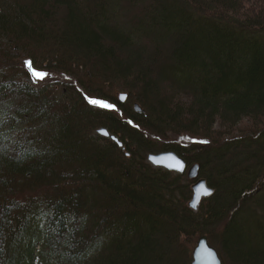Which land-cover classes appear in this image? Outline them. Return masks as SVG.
<instances>
[{
	"label": "trees",
	"instance_id": "obj_1",
	"mask_svg": "<svg viewBox=\"0 0 264 264\" xmlns=\"http://www.w3.org/2000/svg\"><path fill=\"white\" fill-rule=\"evenodd\" d=\"M164 150L217 188L200 211ZM260 199L264 0H0V264H193L204 234L264 264Z\"/></svg>",
	"mask_w": 264,
	"mask_h": 264
},
{
	"label": "water",
	"instance_id": "obj_2",
	"mask_svg": "<svg viewBox=\"0 0 264 264\" xmlns=\"http://www.w3.org/2000/svg\"><path fill=\"white\" fill-rule=\"evenodd\" d=\"M34 71L36 72V69H34ZM121 97L123 101H128L130 97V93L123 92ZM136 107L139 111H143V112L146 111V108L140 102L136 104ZM100 133L106 136L113 137L114 139L119 141L122 145L125 144L121 136L113 132V130L108 126H103L100 129ZM150 160L157 167H165L169 170L176 171L179 173H187V172L190 173L191 178L193 180H196L194 183L195 193L190 204L197 211L201 210L206 198L213 196L217 192V188L211 184L209 178L203 176L202 173L203 165L200 162H198L191 167L188 158L182 155L181 153H179L177 150L152 152L150 155ZM182 163L185 165L184 167L179 166ZM205 183H207L212 189H214L213 193L207 194L201 192V187ZM198 200L200 201L199 205H197ZM193 264H226L225 259L221 253V250L213 242V239L210 234H204L200 237L195 248Z\"/></svg>",
	"mask_w": 264,
	"mask_h": 264
},
{
	"label": "rangeland",
	"instance_id": "obj_3",
	"mask_svg": "<svg viewBox=\"0 0 264 264\" xmlns=\"http://www.w3.org/2000/svg\"><path fill=\"white\" fill-rule=\"evenodd\" d=\"M23 60H24V62L26 63H28L30 60L31 61H33L31 58H27V57H25V58H23ZM29 64V63H28ZM33 68H36V69H39V68H37L36 66L35 67H33ZM39 70H41V69H39ZM43 71H45V70H43ZM47 72H49V73H51V75H49L47 78H39V77H37L36 76V74H34V76H35V78L37 79V81L39 82V83H43V84H46V83H49V82H53V81H65V80H74V81H76V78L74 77V76H68V77H64L63 75H61V73H59V72H50V71H47ZM77 77V76H76ZM62 88V90H63V93H66V91L68 90L67 89V87L66 86H62L61 87ZM116 89H118V87L116 88ZM119 92V96L121 97V95H122V92H124V89L123 88H119V90L117 91V93ZM93 98H95V97H93ZM93 98H92V100H93ZM121 99H122V97H121ZM250 126V122H245V124H243L242 125V128L243 129H249L248 127ZM242 129V130H243ZM99 132H100V130H99ZM197 162H195V163H193V164H191V167L194 165V164H196ZM190 170V169H189ZM188 176H190V173L189 172H187L186 173ZM191 177V176H190ZM194 183H195V181H194ZM260 200H262V199H260ZM264 200V199H263ZM262 200V201H263ZM258 204L259 205H257L256 207H257V210L258 211H262V210H264V203H261V202H258ZM247 230H251L252 228H254L255 227V230H256V226H252V225H249L248 223H247Z\"/></svg>",
	"mask_w": 264,
	"mask_h": 264
},
{
	"label": "snow or ice",
	"instance_id": "obj_4",
	"mask_svg": "<svg viewBox=\"0 0 264 264\" xmlns=\"http://www.w3.org/2000/svg\"><path fill=\"white\" fill-rule=\"evenodd\" d=\"M29 65L31 67H35V62L34 61H29L28 62ZM36 76L39 77V78H47L49 75H51V73L47 72V71H43V70H39L37 69L36 72H35ZM93 102L94 103H103L105 104V106L107 107H111V108H115V107H118L117 105L115 104H111L110 102H107V101H103V100H100V99H96V98H93ZM180 167H184L185 165L182 163L181 165H179ZM201 192L202 193H207V194H211L214 192V189H212L207 183L203 184L202 187H201ZM202 199V197H201ZM199 200L197 201V205H199Z\"/></svg>",
	"mask_w": 264,
	"mask_h": 264
}]
</instances>
